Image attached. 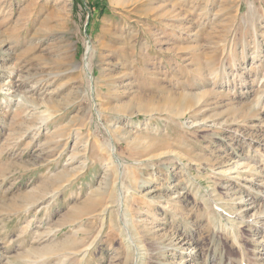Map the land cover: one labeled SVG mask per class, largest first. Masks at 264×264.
Listing matches in <instances>:
<instances>
[{
    "label": "rangeland",
    "instance_id": "1",
    "mask_svg": "<svg viewBox=\"0 0 264 264\" xmlns=\"http://www.w3.org/2000/svg\"><path fill=\"white\" fill-rule=\"evenodd\" d=\"M261 215L264 0H0V264H264Z\"/></svg>",
    "mask_w": 264,
    "mask_h": 264
},
{
    "label": "bare ground",
    "instance_id": "2",
    "mask_svg": "<svg viewBox=\"0 0 264 264\" xmlns=\"http://www.w3.org/2000/svg\"><path fill=\"white\" fill-rule=\"evenodd\" d=\"M8 88H10V89L13 88V84H12V85L10 84V86H9ZM15 88H16V87H15ZM32 89H33V88H32ZM8 90H9V89H8ZM18 92L20 93V92H22V91H19L18 89H15V91H14V93H13V98H14V99H17V101L19 102V101H22L21 98L24 97V96H22L21 93L19 94ZM11 95H12V94H11ZM29 106H30V105H29ZM191 124H192V123H191ZM188 127H189V126H188ZM217 135H218V134H217ZM111 152H113V148L110 149V153H111ZM262 215H263V214H262ZM262 215H261V216H262ZM262 217H264V216H262ZM241 218H242V216H241ZM124 219H125V218H124ZM262 226H263V225H262ZM127 229H128V228H127ZM131 235H132V234H130L129 232H126L127 239H130V240H131V241L129 240V243H130V245L132 246V249L134 250L133 236H131ZM135 247H136V246H135ZM136 249L138 250V247H136ZM182 261H183V260H182ZM180 264H181V263H180ZM184 264H187V262H185Z\"/></svg>",
    "mask_w": 264,
    "mask_h": 264
}]
</instances>
